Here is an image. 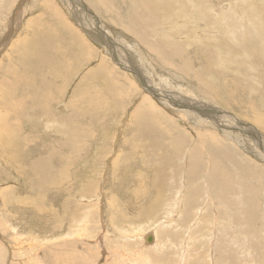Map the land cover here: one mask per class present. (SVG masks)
<instances>
[{"label":"rangeland","instance_id":"374dc122","mask_svg":"<svg viewBox=\"0 0 264 264\" xmlns=\"http://www.w3.org/2000/svg\"><path fill=\"white\" fill-rule=\"evenodd\" d=\"M43 1L86 40L82 47L54 17L44 18ZM121 1L9 0L11 11L0 14L5 16L0 22V264H264V152L259 143L256 138L248 142L237 127L202 122L199 113L205 112H197L198 107L196 113L177 108L196 100L201 108L225 110L264 134L245 115L253 103L255 111L248 114L264 124V0H248L256 4L251 16L238 8L242 0H214L222 22L229 18L221 11L239 12L231 18L234 33L211 20L212 27L204 30L206 20L199 22L194 12L192 19L179 20L173 12V22L164 21L166 28L156 23L137 27L145 45L162 40L182 53V59L174 57V66L172 56L159 59L121 26L132 22L133 4ZM103 2L112 10L107 12ZM47 20L50 33L39 34V22L47 26ZM242 26L263 35L258 38L262 43L257 35V41L239 44L243 50L230 55L222 49L211 57L204 52L213 36L228 38V45L236 42L234 34L249 30ZM108 46L123 55V62H134L143 83ZM181 61L187 62L184 69ZM22 64L27 66L23 71ZM10 69L19 74V85L7 81L15 76ZM208 84L217 90V99ZM178 94L180 102L171 99ZM198 131H213L225 146L228 154L217 152L215 165L230 178V196L216 191L206 172L188 179L185 161L192 143L187 137L197 141ZM168 135L186 140L178 155L164 146ZM171 153L174 168L168 162Z\"/></svg>","mask_w":264,"mask_h":264},{"label":"bare ground","instance_id":"6f19581e","mask_svg":"<svg viewBox=\"0 0 264 264\" xmlns=\"http://www.w3.org/2000/svg\"><path fill=\"white\" fill-rule=\"evenodd\" d=\"M3 1V0H2ZM8 1L9 0H4L3 1V3L2 4H0L1 6L0 7H3V8H0V14L1 13H4V14H7V13H9L10 11H11V8H12V5H14V4H12L11 5V7H10V4L9 5H6V3H8ZM99 1H102V0H99ZM123 1V0H122ZM121 1V2H122ZM216 1V0H215ZM214 0H212V1H210V0H132L131 2H133V4H132V9H131V11H130V14H131V16H130V21H132V22H126V23H123V25H121L122 27H124L125 29H127L129 32H134L136 35V37L145 45V43H144V40L139 36V35H144V33L143 32H140V31H138V29H136L137 27H145L147 24H153L154 25V23H156L155 25H161V27H164V28H166V26L164 25V21H167L166 23L168 24V23H171V22H173V16H171L172 15V13L174 12V13H176L177 14V19L176 20H179V19H181L183 16H189V19H192V16L190 15V12H194L195 13V15H196V17L197 18H199L198 19V21L200 22V20H201V18L202 19H204V20H206V21H204V22H206V24H204V27H203V29L204 30H209L208 29V25L209 26H211L212 27V25H210V22L208 21V20H211V21H217V26H221V25H223L222 26V28H220L222 31H225V30H227L229 33H234V32H236V31H234L232 28H231V25H233L234 24V20L233 19H231L232 17H234V15L236 16L239 12L238 11H236V9H233V8H230V9H227L226 11H221V13H222V15H225L227 18H229V19H227V20H225V21H221V19H223V18H221V19H217L216 18V14L214 13V9H213V7H214V3L213 2H215ZM240 1V0H239ZM14 2H15V0H14ZM17 2V1H16ZM12 3V2H11ZM43 3V9H44V12H43V14L42 13H40V15L42 14V15H45V17L44 18H46V17H48V19L50 18V16H52V17H54V20L56 21V22H59V23H61L62 24V26H64L65 28L67 27L68 28V30H69V32H70V34L72 35V37H71V41L72 42H74L75 43V45H76V47H78V46H81L82 47V44L83 43H85V39L82 37H80L79 36V34L75 31V29H73V28H71L63 19H62V17H60V15H59V13L56 11V10H54V9H51L50 8V3H48V2H46V1H43L42 2ZM104 3V2H103ZM101 4V6L107 11V12H109L110 10H112V8H110L109 6H107V4L106 3H104V4ZM123 3V2H122ZM130 3V2H129ZM115 5V4H114ZM256 5V4H255ZM254 5V6H255ZM52 6V5H51ZM121 6V5H120ZM119 6V7H120ZM126 6V5H125ZM227 6V5H226ZM253 6V4L251 5V4H249V2H248V0H242V2L240 3V5L238 6V8L240 7L242 10H244V12L246 13V11H247V13L251 16V14H252V12L254 11V9H255V7ZM209 7H212V9L211 10H209ZM260 7V6H259ZM53 8V7H52ZM55 8V7H54ZM99 8V7H98ZM124 8H126V7H124ZM252 8V10H251V12H250V9ZM26 9V8H25ZM217 9V8H216ZM258 9V8H257ZM125 10V9H124ZM260 10V9H259ZM101 12H102V10H101ZM129 12V11H128ZM49 13V14H48ZM96 13V12H95ZM242 13V12H241ZM244 13V14H245ZM19 14V13H18ZM48 14V15H47ZM107 14V13H106ZM122 14H124V13H122ZM218 14V13H217ZM20 15V14H19ZM105 15V14H104ZM125 15H126V13H125ZM127 15H129V13L127 14ZM8 16V15H7ZM109 16V15H108ZM199 16V17H198ZM259 16H260V14H259ZM263 16V15H262ZM3 18V17H5V16H2V15H0V18ZM18 17V16H17ZM40 17V16H39ZM38 17V18H39ZM2 18L0 19V22L2 21ZM19 18V17H18ZM124 18V17H123ZM184 18H186V17H184ZM188 19V20H189ZM33 20V19H32ZM85 20V19H84ZM123 20V19H122ZM127 20V19H126ZM183 20V19H182ZM186 20H187V18H186ZM185 20V21H186ZM247 21H248V19H246ZM125 21V20H124ZM30 22V21H29ZM65 22V23H64ZM179 22V21H178ZM261 22H263L264 23V20L263 21H261ZM86 23H88V22H86ZM180 23V22H179ZM182 23H184V22H182ZM189 23V22H188ZM191 23V22H190ZM263 23H260V24H263ZM192 24V23H191ZM259 24V26H261ZM86 25H88V24H86ZM154 25V26H155ZM170 26H171V24H169ZM244 25V24H243ZM181 26H182V24H181ZM181 26L180 25H178L176 28H175V30H173V32H175V34H179L180 32H179V28H181ZM185 26H186V23H185V25H184V28H185ZM263 26H264V24H263ZM49 28L50 27V24L48 23V20H47V26H45V25H43V24H41V21L39 22V28H38V33L40 34V33H46V34H48V33H50L49 31H45V29L46 28ZM160 27V26H159ZM159 27H155V28H159ZM161 27H160V29H161ZM188 27V26H187ZM186 27V28H187ZM243 27H247V28H249V30L248 31H243V32H241L240 34H234L235 35V39L233 40L232 38V40L233 41H236V42H233L231 45L229 44L228 45V42H227V40H228V38H215V36H213L212 38H209V39H211V40H209L208 41V43L204 46L205 47V51L204 52H206V54H208L209 56L208 57H211L212 55H217V54H219L220 53V50L222 49V50H224L226 53L225 54H229L230 55V53H234L235 52V50L236 49H239V47L240 46H242V44L241 43H250L251 41H257V40H255V37L258 35H255V33H254V35H253V32H251V28H253L252 26L251 27H249V26H242V28ZM154 28V29H155ZM35 29V28H34ZM33 29V30H34ZM37 29V28H36ZM260 29V28H259ZM144 30V29H143ZM147 30H149V29H147ZM162 30V29H161ZM167 30H168V28H167ZM256 30L257 31H259L258 29H257V27H256ZM261 30H263V29H261ZM157 31V30H156ZM160 31V30H159ZM212 31V30H211ZM217 31V30H216ZM254 31H255V29H254ZM132 32V33H133ZM187 32V31H186ZM192 33V32H191ZM190 33V34H191ZM217 33H221L220 31H217ZM258 33V32H257ZM261 33H263V31L261 32ZM152 34V33H151ZM194 34V33H193ZM41 35H43V34H41ZM203 35V34H202ZM264 35V34H263ZM263 35H262V37H263ZM94 36V35H93ZM104 36V35H103ZM226 36V35H225ZM36 37V36H35ZM144 37V36H143ZM194 37V36H193ZM221 37V36H220ZM229 37V36H228ZM260 37V35H258L256 38L258 39ZM262 37H260V39L262 38ZM31 38V37H30ZM33 38V37H32ZM172 38H173V35H172ZM177 38V37H176ZM25 39H26V37H25ZM25 39H21V41H25ZM188 39H190L189 37H188ZM260 39H258V41L259 42H261L262 43V39L260 40ZM264 39V38H263ZM48 40V39H47ZM105 40V39H104ZM152 40V39H151ZM34 41V40H33ZM42 41H44L43 39H42ZM56 41V40H55ZM101 41V40H100ZM185 41V40H184ZM189 41V40H188ZM229 41V40H228ZM19 42V41H18ZM36 42V41H35ZM47 42V41H46ZM230 42V41H229ZM264 42V41H263ZM27 43V42H26ZM45 43V42H44ZM104 43V42H103ZM147 43V45H145L147 48H148V50L149 51H151V52H153L155 55H158V58L159 59H162L163 57H164V55L165 56H172L173 58L170 60V61H173L172 63H170V66H174V60H176L174 57L175 56H178L179 57V59H182L181 58V55H182V53H181V55L180 54H178L179 53V51H177L171 44H169L168 42H163L162 40H158V42H153V41H147L146 42ZM178 43H180V42H178ZM200 43V42H199ZM21 44V43H20ZM175 44V43H174ZM239 44H241L240 46H238ZM22 45V44H21ZM46 45V44H45ZM48 45H49V43H48ZM247 45V44H246ZM20 46V45H19ZM257 46V45H256ZM15 47V46H14ZM28 47V46H27ZM176 47V46H175ZM188 47V46H187ZM262 47H264V46H262ZM19 48V47H18ZM18 48H16V49H18ZM23 48V47H22ZM41 48H42V46H41ZM177 48V47H176ZM21 49V48H20ZM28 49H29V47H28ZM108 49L109 50H113V49H111V46H108ZM179 49H181V48H179ZM183 49V48H182ZM26 50H27V48H26ZM184 50H186V49H184ZM240 50H243V49H239V51ZM245 50V49H244ZM262 50V49H261ZM263 50H264V48H263ZM22 51V50H21ZM183 51V50H182ZM237 51V50H236ZM16 52V51H15ZM20 52V51H19ZM113 52V51H112ZM124 52H126V50H124ZM184 52V51H183ZM127 53V52H126ZM242 53V52H241ZM250 53V52H249ZM264 53V52H263ZM17 54H18V52H17ZM113 54H114V56L115 55H117L119 58H120V62L122 63L123 62V60H122V58H123V55L122 54H118V53H116V52H113ZM197 54V53H196ZM224 54V55H225ZM246 54V53H245ZM244 53H243V55H245ZM128 55V54H127ZM198 55V54H197ZM204 55V54H203ZM242 55V56H243ZM251 55H252V53H251ZM16 56V55H15ZM27 56V55H26ZM25 56V58L24 59H27V57ZM187 56V55H186ZM221 56V55H220ZM219 56V57H220ZM223 56V55H222ZM226 56V55H225ZM240 54H239V57L241 58L242 57ZM248 56H250L249 54H248ZM253 56V55H252ZM255 56V55H254ZM207 57V56H206ZM233 57V56H232ZM231 57V58H232ZM247 57V56H246ZM188 58H190L189 56H188ZM216 58V57H215ZM230 58V59H231ZM234 58V57H233ZM232 58V59H233ZM242 58H244V57H242ZM17 59H19V57H17ZM185 59V58H184ZM212 59V58H211ZM248 59V58H247ZM251 60H252V57L250 58ZM14 60V59H13ZM191 60V59H190ZM204 60H206V59H204ZM216 60V59H215ZM234 60V59H233ZM236 61H234L235 63L237 62V59H235ZM239 60V59H238ZM244 60V59H243ZM250 60V61H251ZM31 61V60H30ZM115 61V60H114ZM207 61H208V59H207ZM210 61V60H209ZM212 61V60H211ZM214 61V60H213ZM212 61V62H213ZM229 61V60H228ZM18 62H23V61H18ZM68 62V61H67ZM164 63H167L166 62V60H164L163 61ZM215 62V61H214ZM218 62V61H217ZM220 62V61H219ZM225 62H227V61H224V63ZM240 62H242V61H240ZM239 62V65L241 64ZM245 62H248V61H245ZM11 63V62H10ZM15 63V62H14ZM24 63H27V62H24ZM124 64V66L127 68V70H128V72L129 71H131L132 73H131V75L133 76V77H135V78H137L138 77V73H137V71H136V69H135V65H134V62H131V61H127V62H123ZM185 63V64H184ZM186 61H181V63H178L181 67H182V69H184L185 67H186ZM189 63V62H188ZM232 63V62H231ZM5 64V63H4ZM12 64V63H11ZM11 64H9V65H11ZM15 64H17V63H15ZM30 64V63H29ZM214 64H216V63H213V65ZM220 64V63H219ZM219 64H218V66H219ZM227 64V63H226ZM225 64V65H226ZM233 64V63H232ZM237 64V63H236ZM252 64V63H251ZM8 65V66H9ZM23 65V64H22ZM22 65H20V66H22ZM25 65V64H24ZM23 65V66H24ZM32 65V64H31ZM245 65V64H244ZM244 65H242V66H244ZM253 65V64H252ZM11 66H14L13 64L11 65ZM19 66V65H18ZM33 66V65H32ZM232 66H234V65H232ZM10 67V66H9ZM26 67L27 66H24V68L22 69V71L23 70H25L26 69ZM28 67H29V65H28ZM120 67V66H119ZM219 67H221V64H220V66ZM237 67V66H236ZM5 68V67H4ZM16 68V67H15ZM122 68V67H121ZM235 68V67H234ZM247 68V67H246ZM249 68V67H248ZM9 69V68H8ZM13 69H14V67H13ZM177 69H180V68H178L177 67ZM223 69V68H222ZM240 69H241V67H240ZM251 69V68H250ZM11 70V69H10ZM17 70V69H16ZM225 70V69H224ZM233 70V69H232ZM245 70V69H244ZM15 71V70H14ZM18 71V70H17ZM20 71V70H19ZM22 71H20V72H22ZM215 71V70H214ZM238 71H239V69H238ZM247 71V70H246ZM7 72H9V71H5V73H7ZM11 73H12V75L14 76L17 72H13V70H11L10 71ZM25 72V71H24ZM64 72V71H63ZM231 72V71H230ZM232 73H234V72H232ZM8 74H10V73H8ZM23 74V73H22ZM72 74V72H70L69 73V75H71ZM215 74V73H214ZM213 74V75H214ZM230 74V73H229ZM235 74V73H234ZM233 74V76H235ZM242 74H244V73H242ZM25 75V74H24ZM226 75V74H225ZM8 76V75H7ZM56 76V75H55ZM229 76V75H228ZM233 76H232V78H233ZM21 77H22V75H21ZM61 77V76H60ZM64 77V76H63ZM71 77V76H70ZM83 77H85V76H83ZM141 77V76H140ZM217 77V76H216ZM219 77V76H218ZM220 77H222V76H220ZM237 77V76H236ZM235 77V78H236ZM241 77H243V76H241ZM24 78V77H23ZM139 78V77H138ZM231 78V77H230ZM13 80H8L7 79V81L10 83H13V84H18V82H20V80H19V74H17V75H15L13 78H12ZM31 79V78H30ZM67 79V78H66ZM69 79V78H68ZM255 79V78H254ZM24 80V79H23ZM23 80H21V81H23ZM27 80V79H26ZM58 80V79H57ZM62 80V79H61ZM86 80V79H85ZM138 80H140V82L141 83H143V79L142 78H139ZM137 80V81H138ZM6 81V80H5ZM14 81V82H13ZM29 81V80H28ZM31 81V80H30ZM64 81H66L65 80V78H64V80H63V82ZM68 81V80H67ZM198 81H199V83H200V85L203 87V88H207V84L205 83V81L200 77V78H198ZM216 81V80H215ZM24 82V81H23ZM22 82V83H23ZM61 82V81H60ZM62 82V83H63ZM214 82V81H213ZM10 83V84H11ZM24 83H26V82H24ZM140 83V84H141ZM215 83V82H214ZM218 83V82H217ZM21 84V83H20ZM64 84H66L65 82H64ZM255 84V83H254ZM19 85V84H18ZM210 87H211V90H209V93H211V94H213L212 95V99L213 100H215V99H217V96L215 95V94H217L216 93V91L214 90V88L211 86V84H208ZM221 85V84H220ZM227 85V84H226ZM257 84H255V86H256ZM22 86H24V85H22ZM43 86H44V84H43ZM217 86V85H216ZM222 86V85H221ZM233 86H235V85H232V87ZM14 87V86H13ZM17 87V86H16ZM20 87V86H19ZM19 87H17L18 89H19ZM54 87V86H53ZM60 87H62V86H60ZM153 87V86H152ZM223 87V86H222ZM231 87V88H232ZM7 88V87H6ZM16 88V89H17ZM21 88V87H20ZM221 88V87H220ZM229 88V87H228ZM227 88V89H228ZM239 88V87H238ZM4 89V88H3ZM23 89V88H22ZM21 89V90H22ZM42 89V88H41ZM45 89V88H44ZM58 89V88H57ZM86 88H84V90H85ZM145 89V88H144ZM153 89V88H152ZM240 89V88H239ZM238 89V90H239ZM10 90V89H9ZM11 90H12V88H11ZM15 90V89H14ZM13 90V92H15ZM46 90V89H45ZM62 90V89H61ZM146 90V89H145ZM237 90V89H236ZM235 90V91H236ZM79 91V90H78ZM154 91V90H153ZM159 91V90H158ZM232 91H234V89L232 88ZM245 91V90H244ZM7 92H8V90H7ZM18 92V91H17ZM24 92V91H23ZM63 92V91H62ZM61 92V93H62ZM76 92V91H75ZM161 92V91H160ZM27 93V92H26ZM25 93V94H26ZM44 93H45V91H44ZM59 93H60V91H59ZM79 93V92H78ZM81 93V92H80ZM7 94V93H6ZM10 94V93H9ZM11 94H13V93H11ZM10 94V95H11ZM23 94V93H22ZM24 94V95H25ZM63 94V93H62ZM159 95L158 96H160V93H158ZM164 94H167V93H164L163 92V96H162V99H164ZM17 95H19V94H17ZM27 95V94H26ZM35 95V94H34ZM74 95H75V93H74ZM73 95V96H74ZM153 95V94H152ZM232 95V94H231ZM7 97H8V94L6 95ZM86 96V95H85ZM40 97V96H39ZM45 97H47V96H45ZM89 97V96H88ZM183 98V96H181L180 94H178L177 95V97L176 96H174L173 97V95H171V99H176L178 102H180L182 99L181 98ZM4 98L6 99V97L4 96ZM55 98V97H54ZM58 98V97H57ZM75 98V97H74ZM74 98L72 97V99L74 100ZM20 98H18V100H19ZM42 99H43V97H42ZM77 99V98H76ZM28 100V99H27ZM71 100V99H70ZM72 100V101H73ZM80 100V99H79ZM9 101V100H8ZM12 100H10V102H11ZM16 101V100H15ZM20 101H22V100H20ZM24 101V100H23ZM32 101H33V99H32ZM35 101V100H34ZM39 101V100H38ZM99 101V100H98ZM101 101V100H100ZM13 102H14V100H13ZM29 102V101H28ZM59 102V101H58ZM75 102H76V100H75ZM16 103V104H15ZM19 103V101H17V102H14L13 104H15V105H17ZM23 103V102H22ZM31 103V102H30ZM46 103V102H45ZM50 103H54L53 101H51L50 100ZM98 103H100V102H98ZM197 103H198V101H196V100H194L193 102H191V103H188V104H186L185 106H177V108L179 109V110H182L183 109V111L185 110V111H187V112H192V111H194L193 113H196V110H197V107H198V110H197V112L198 111H204L205 113L203 114V113H199L200 115H199V119H201V120H203L202 122H206V123H208V124H210V125H212L213 127H215V126H217V127H223V128H225V127H227V129L228 128H231V129H233V127L235 128V127H237L235 130H236V132H238V133H242L246 138H247V140H248V142H251V139H253L254 140V138H256L255 140H254V142L255 143H259V145L257 146V148H258V150L259 151H262V152H264V134L262 133V132H260L257 128H254L252 125H247V126H244L243 124H241L240 122V120L239 119H237L236 117H234V116H232V115H230L228 112H226L225 110H216V109H214V108H212V109H208L207 110V108H201L200 106L201 105H197ZM12 104V103H11ZM32 104H34V103H32ZM192 104H193V106H194V108L192 107ZM45 105H49V104H45ZM19 106V105H18ZM20 106H22V105H20ZM54 106V105H53ZM77 106V105H76ZM248 107V113H254V107H255V105L253 104V103H249L248 105H247ZM75 107V106H74ZM188 107H190V108H188ZM15 109H17L18 107H14ZM23 108V107H22ZM27 108V107H26ZM32 108V107H31ZM30 108V109H31ZM52 108V107H51ZM182 108V109H181ZM19 109V108H18ZM17 109V110H18ZM35 109V108H34ZM37 109V108H36ZM16 110V111H17ZM71 110V109H70ZM18 111H21V110H18ZM17 111V112H18ZM16 112V113H17ZM52 113V112H50V110L49 111H47V113ZM71 113V112H70ZM185 113V112H184ZM248 113H246L245 115L247 116V117H249V118H251L252 119V122H254L255 123V125H260L263 129H264V124H262L261 122L262 121H260L261 119H260V117L259 116H254V117H251ZM72 114V113H71ZM68 115V114H67ZM47 116V115H46ZM75 116V115H74ZM47 117H49V116H47ZM52 117H53V115H52ZM64 117V116H63ZM73 117V116H72ZM208 117V118H207ZM245 117V116H244ZM70 118V117H69ZM52 119V118H51ZM3 120V119H2ZM59 121V120H58ZM264 123V122H263ZM147 124H148V122H145V125L147 126ZM176 124V123H175ZM203 124V123H202ZM227 124V125H226ZM228 125H231V126H228ZM232 125H234V126H232ZM3 127H4V125H2ZM1 126V127H2ZM203 126H205V125H203ZM259 126V127H260ZM177 128V127H176ZM81 129V128H80ZM79 129V130H80ZM202 129V128H201ZM209 130V129H208ZM211 130V129H210ZM262 130V129H261ZM201 133V132H200ZM199 133V131H198V133H197V141H193L192 140V138H190V137H187L188 138V141L187 142H190V143H192V145H191V148L187 151V157H186V161H185V163H186V168H189L188 169V179H190V178H200V176L204 173V172H206V177H207V182H209L214 188H216V191L217 190H219V193L222 195H229L230 196V191L228 192V190L230 189V187H231V185H229V179L230 178H228L227 177V174H226V172H224V169H218L217 167H216V165H215V163H217V160H216V153L218 152V153H221V154H223V155H226V154H228L225 150V146H224V144L223 143H220V140H219V138L216 136V134L213 132V131H209V132H207V131H205L204 133H201L200 134ZM178 135H180V134H178ZM166 140H167V143L166 144H168V145H164V146H169V150H171L172 149V151L175 153V154H177L178 155V153H180V152H182L183 151V149L181 148V149H179V145L180 144H182V143H187L186 142V140L184 139V138H182L181 136H172V135H168L166 138H165ZM224 140V139H223ZM160 143H165V142H163V139H161L160 141H159ZM203 149V150H202ZM249 149V148H248ZM254 151V150H253ZM205 154V156H206V161H204V154ZM262 155V154H261ZM220 159H221V156H218ZM174 158H175V156L171 153V157L170 158H168V162H169V164H170V167L171 168H174ZM68 159V158H67ZM185 160V159H184ZM260 168V167H259ZM164 170V169H163ZM174 171V173H175V170H173ZM169 175V174H168ZM185 175V174H184ZM169 176H172L171 174L169 175ZM186 177H187V174L185 175ZM205 184V183H204ZM207 184V183H206ZM202 185V184H201ZM208 191V190H207ZM215 191V190H214ZM203 192V191H202ZM229 194H228V193ZM188 194V193H187ZM219 194V195H220ZM207 195V194H206ZM212 195V194H211ZM218 195V194H217ZM189 197V196H188ZM213 198V197H212ZM215 204H217V203H215ZM185 211V210H184ZM205 213V212H204ZM214 214V213H213ZM229 218V217H228ZM229 223V222H228ZM199 225V224H198ZM152 236V235H151ZM152 240V238L149 240V241H151ZM148 241V242H149ZM154 243V242H153ZM155 245V244H154ZM128 256V255H127ZM135 258V257H134ZM135 260V259H134ZM148 260V259H147ZM136 262H138V261H136Z\"/></svg>","mask_w":264,"mask_h":264},{"label":"water","instance_id":"95a60500","mask_svg":"<svg viewBox=\"0 0 264 264\" xmlns=\"http://www.w3.org/2000/svg\"><path fill=\"white\" fill-rule=\"evenodd\" d=\"M151 239V236L146 237V241H149Z\"/></svg>","mask_w":264,"mask_h":264}]
</instances>
